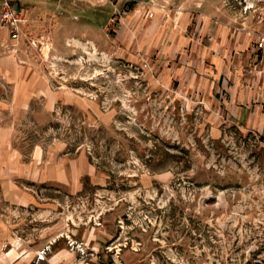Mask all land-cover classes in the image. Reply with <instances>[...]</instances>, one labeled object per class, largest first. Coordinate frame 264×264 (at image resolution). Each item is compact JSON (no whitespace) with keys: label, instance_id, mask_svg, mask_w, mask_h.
Wrapping results in <instances>:
<instances>
[{"label":"rangeland","instance_id":"rangeland-1","mask_svg":"<svg viewBox=\"0 0 264 264\" xmlns=\"http://www.w3.org/2000/svg\"><path fill=\"white\" fill-rule=\"evenodd\" d=\"M147 1L17 0L23 47L71 97L22 135L84 151L105 175L72 197L71 241L56 247L70 264H264V0ZM215 43L226 66L200 92Z\"/></svg>","mask_w":264,"mask_h":264},{"label":"crops","instance_id":"crops-1","mask_svg":"<svg viewBox=\"0 0 264 264\" xmlns=\"http://www.w3.org/2000/svg\"><path fill=\"white\" fill-rule=\"evenodd\" d=\"M24 37L22 29L20 39L13 43L8 31L0 26V264L43 260L46 264H70L72 255L67 248L56 247L60 238L71 241L67 216L70 201L83 192L86 183L103 184L105 175L98 172L84 151L72 152L65 143L46 144L35 140L34 135H22L26 125L35 128L42 118L52 114L58 101L67 103L71 98L64 101V95L54 91L40 64L30 58L31 46L23 47ZM206 54L209 66L203 59L200 92L207 91L210 76H220L226 66L220 45L215 43ZM171 73L167 63L163 85H170ZM217 92L205 98L204 103H214ZM165 97L169 95L166 93ZM58 207L65 221L61 233H56L55 228ZM29 211H34L32 219H24ZM11 216L16 218L21 232L17 231L15 238ZM26 222L33 224L31 235L25 231ZM37 225L42 228L36 229ZM43 250L46 259L41 256Z\"/></svg>","mask_w":264,"mask_h":264},{"label":"built area","instance_id":"built-area-1","mask_svg":"<svg viewBox=\"0 0 264 264\" xmlns=\"http://www.w3.org/2000/svg\"><path fill=\"white\" fill-rule=\"evenodd\" d=\"M152 2V0L147 1ZM145 2V4H147ZM147 17H153L152 11L147 12ZM117 20L115 13L109 18L107 25L112 26ZM28 23L26 10L17 3V0H1L0 2V26L9 33V40L18 42L22 34L23 27ZM32 44H34L32 42ZM13 47V46H12ZM256 48L264 50V35H259L256 39Z\"/></svg>","mask_w":264,"mask_h":264}]
</instances>
